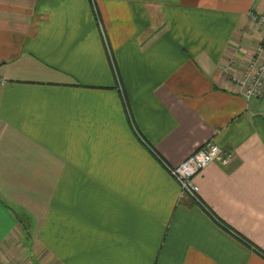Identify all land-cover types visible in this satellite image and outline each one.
Returning <instances> with one entry per match:
<instances>
[{"label": "crops", "instance_id": "0c3cea01", "mask_svg": "<svg viewBox=\"0 0 264 264\" xmlns=\"http://www.w3.org/2000/svg\"><path fill=\"white\" fill-rule=\"evenodd\" d=\"M248 12L264 0H0V264H264V94L229 79ZM204 142L230 161L179 196L166 166Z\"/></svg>", "mask_w": 264, "mask_h": 264}, {"label": "built area", "instance_id": "2783aa9c", "mask_svg": "<svg viewBox=\"0 0 264 264\" xmlns=\"http://www.w3.org/2000/svg\"><path fill=\"white\" fill-rule=\"evenodd\" d=\"M250 21L262 27V32L256 41L252 52L243 63V67L236 73L231 72L229 79L235 84L236 91L245 100L260 98L264 92V13L248 12ZM223 71L229 66L225 64ZM4 79L0 76V86ZM212 161L227 165L229 155L222 154L220 148L212 142H204L186 155L178 164L166 166V170L178 185V194L188 195L196 199L197 186L194 176Z\"/></svg>", "mask_w": 264, "mask_h": 264}, {"label": "rangeland", "instance_id": "374dc122", "mask_svg": "<svg viewBox=\"0 0 264 264\" xmlns=\"http://www.w3.org/2000/svg\"><path fill=\"white\" fill-rule=\"evenodd\" d=\"M243 67V65L239 68V69H241ZM235 85V84H234ZM235 91H236V86H235ZM237 92V91H236ZM263 94H264V92H263ZM263 94H262V96H261V98L263 97ZM260 98V99H261ZM259 100V99H258ZM15 245V244H14Z\"/></svg>", "mask_w": 264, "mask_h": 264}, {"label": "water", "instance_id": "95a60500", "mask_svg": "<svg viewBox=\"0 0 264 264\" xmlns=\"http://www.w3.org/2000/svg\"><path fill=\"white\" fill-rule=\"evenodd\" d=\"M263 146H264V141H263Z\"/></svg>", "mask_w": 264, "mask_h": 264}]
</instances>
